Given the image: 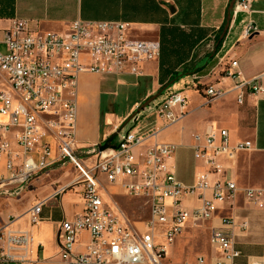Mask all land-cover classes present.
<instances>
[{
  "label": "crops",
  "instance_id": "1",
  "mask_svg": "<svg viewBox=\"0 0 264 264\" xmlns=\"http://www.w3.org/2000/svg\"><path fill=\"white\" fill-rule=\"evenodd\" d=\"M229 2L230 0H0V7L11 13L9 18H0V40L4 31L16 21L26 23L33 30L67 34L71 24L77 20H109L128 23V32L132 38L158 40L163 44L159 57L140 63L138 73H81L75 98L78 105L76 131L79 147L104 142L136 111L132 110L140 106L146 112L140 121L142 117L149 120L141 126L139 121L133 127L134 132L147 139L140 148L141 152L155 142L173 143L176 151L178 148L181 151H175L167 165L174 168L176 177L184 184H192L203 174H206L211 185L217 180H231L236 184V191L232 195L225 191L226 195L221 199L213 198L211 188L203 192L216 205V213L209 220H196L192 216L193 209L202 203L199 194L183 197L182 204L188 217L182 233L166 248L168 252L165 264H200V257L204 259V264H216L223 257V252L211 244V232L213 228L223 226V218L234 221L226 229L233 231L235 247L240 251L238 261L241 264H264V202L256 205L244 194L246 188L264 189V96L257 97L247 92L243 102H239V90L235 88L237 80H249L264 74V0H252L250 12H229L231 16L228 13L227 20L230 16V22L227 23V29L224 25L225 28H222L223 31L214 40L209 51L193 59L200 43L211 36L208 31L215 32L224 23ZM249 23L258 29L248 35L246 26ZM179 35L186 37L182 40ZM179 48L186 50V56L179 53L178 57H172L170 52H181L177 50ZM191 60L195 61L194 69L175 83L174 80L169 81L173 70L163 73L165 66H187ZM233 60L238 62L235 67L231 66ZM227 69L236 72L237 78L227 75ZM194 71L199 75L195 81V73L192 74ZM107 75H115L117 83L126 90L135 89L138 92L133 97L131 94L127 96L129 100L133 98V102L122 115L111 110L103 114L104 85L109 87L112 83L105 81ZM186 75L193 77L192 86L184 88L186 104L183 108L174 107L176 114L181 110L185 113L166 126L155 108L171 91L182 90L184 83L191 81L184 77ZM2 78L6 85L0 91L10 92L8 82L3 76ZM181 78H186L184 83H181ZM211 85L223 89V95L211 99L206 93V88ZM166 89L170 91L167 92ZM156 100L158 102L155 105H150ZM148 101L150 102L146 104ZM7 120L9 119L5 116L1 118L2 122ZM222 129L228 131L229 146L249 141L251 147L237 150L233 157L220 154L217 162L221 168L219 172H212L205 160L195 156V151L197 147L202 148L207 144L209 130L216 133L215 143H221L219 131ZM17 132L12 127L6 132L9 148L14 153L10 156L5 153L0 157V178L3 181L10 177L6 167L10 159L16 169L23 168L24 157L16 154L21 152L16 141ZM50 141L51 157L55 158L58 147L52 138ZM183 149L190 151V163L183 156ZM35 157L38 158L36 153ZM79 178L73 164L57 163L44 174L30 179L28 184L9 183L6 186L9 192H0V227L8 224L9 228L27 231L32 236L28 261L6 264H68L61 255L59 228L63 220H72L82 212L83 185L63 192L58 189ZM126 178L131 179L126 176L114 185L102 177L106 187L103 197L110 202L107 201L108 204L116 203L109 193L112 190L124 191L121 184ZM40 201H43L40 218L33 223L30 209ZM245 222L244 228L242 224ZM161 231L162 228L158 231L160 236ZM88 240V232L80 233L74 247L75 252L83 251ZM163 240L160 237L158 242Z\"/></svg>",
  "mask_w": 264,
  "mask_h": 264
},
{
  "label": "built area",
  "instance_id": "2",
  "mask_svg": "<svg viewBox=\"0 0 264 264\" xmlns=\"http://www.w3.org/2000/svg\"><path fill=\"white\" fill-rule=\"evenodd\" d=\"M251 3L252 0H235L234 14L250 12ZM71 25L67 34H60L33 30L26 23L16 21L0 40L4 45V50H0V74L11 88L10 92L0 91V157L14 153L6 135L10 127L18 130L16 141L21 152L16 154L24 157L20 170L11 159L8 161L10 177L4 181L0 178V192H9L6 189L9 183L28 184L30 179L57 163H71L80 178L58 191L82 184L84 207L74 219L63 220L59 228L60 251L68 264H165L166 248L182 233L188 217L183 197L199 194L202 203L193 209L192 216L196 220H209L216 213V205L203 192L211 188L213 198L221 199L225 191L232 195L236 184L231 180H217L211 185L206 174L198 176L192 184H184L176 177L174 168L167 165L176 151L173 143L155 142L141 152L147 139L133 131L142 116L140 106L128 118L133 126L125 133H120L122 125L104 142L79 147L75 94L80 74L138 73L140 63L159 57L161 45L158 40L132 38L129 24L122 21L77 20ZM257 29L249 23L246 33L249 35ZM237 65V60L231 62V66ZM226 71L227 75L237 78L236 72ZM198 76L195 71L193 80ZM235 88L239 90V102H243L247 92L263 97L264 74L237 80ZM206 93L214 99L223 95V89L211 85ZM185 104L182 90L173 91L155 111L168 126L185 113L181 110L176 114L174 107L183 108ZM3 116L9 120L2 122ZM118 134L119 139L114 142ZM219 136L222 141L216 144V133L209 130L207 144L195 151V156L205 160L212 172H219L221 168L217 162L220 154L233 157L237 150L251 147L249 141L229 146L226 129L220 130ZM51 138L58 147L55 158L51 157ZM126 176L132 181L122 182L123 190L128 196L145 200L150 211L147 219L131 220L117 203L108 204L103 197L106 187L102 177L115 185ZM244 194L256 205L264 202L262 188H246ZM42 204L40 201L30 209L33 223L40 218ZM222 221V227L212 229L210 239L223 252L216 264H241L233 231L226 229L234 221L230 218ZM245 226L246 222L242 224ZM161 228L162 236L158 232ZM85 231L89 240L84 250L76 253L77 239ZM160 237L163 242H158ZM31 242L32 236L27 231H17L8 224L0 227V262L28 261ZM198 261L205 262L202 257Z\"/></svg>",
  "mask_w": 264,
  "mask_h": 264
},
{
  "label": "rangeland",
  "instance_id": "3",
  "mask_svg": "<svg viewBox=\"0 0 264 264\" xmlns=\"http://www.w3.org/2000/svg\"><path fill=\"white\" fill-rule=\"evenodd\" d=\"M231 4H232V1L230 0V2L227 4V7H226V15H225L224 23L222 25H219L217 31H215V32H212L210 30L208 31V34L210 33L211 36L206 37V39L200 43V45L198 46V49H196V52L194 54L193 59L197 58L199 56H203L206 52H208L209 49L213 46L214 40L216 41L219 38L220 33L223 31L222 28L224 27V25L226 26L227 23L230 22V16H231L230 13L231 14L234 13L233 10H234L235 2L232 5V7H231ZM228 13L230 16L227 20ZM1 26L2 25L0 24V27ZM212 29H214V28H212ZM1 35H2V33L0 31V37H1ZM178 37L180 39L184 40L186 36L179 35ZM160 45L162 47L163 44L160 43ZM0 50H2V51L4 50V45L2 43H0ZM177 50H180L181 52H176V51L170 52L173 54L172 57H178L179 53H181L183 56H186V50H184V49L182 50L180 48ZM160 53H161V50H160ZM193 62H195V61L191 60L190 63H187V66L183 65V66H179L177 68H173L171 66H167V67L165 66L163 68V73L166 74L167 70H176V72H178V71L181 72L180 74L176 75L174 78L170 77V79L173 78L174 81L173 80L172 81L175 83L176 81H178V78L182 77L185 73H188L189 71H192L194 69V67H193L194 63ZM199 69H197V70H199ZM193 73H195V71ZM184 77H187V79H190L191 81L189 83H184L185 82L184 80H186V78L185 79L181 78L182 79L181 83H184V87H182V93L186 91L184 88L187 85L192 86V83H193L192 82L193 77L187 76V75ZM117 79L118 78L115 75H107V77H106L105 81L112 82V83L109 84V87L104 85V93L102 95L103 114H104V112L111 110V111L117 112L119 115H122V113L124 111H126V109L130 108L129 106L133 102V100H132L133 98L129 100V98L127 96H129V94H131V97H133V96L138 94V92L135 89L126 90V88L123 85H120L117 83ZM169 81H171V80H169ZM4 82L5 81H3L2 75L0 74V88L5 87L6 84ZM166 91L169 92L170 89H166ZM157 102H158V100H156L155 102H152L150 105H155ZM135 110H137V107L134 108V110H132V112H134ZM145 114H146V112L142 110L141 115L144 116ZM128 117L126 120H124L121 123L120 126L123 125V128L120 131V133H125L127 130H129L132 127L133 124L131 122L127 121ZM148 121H149L148 119H146L145 117H142V120L139 122L140 123L139 126H141L142 124L148 123ZM102 122H104L103 119H102ZM120 126H118V128ZM119 136H120V134H118L116 136V139L114 140V142L118 141ZM180 151H181V148H178L176 152H180ZM183 156H185L187 162L190 163V157H192V156H190V151L189 150L186 151L185 149H183ZM126 181H132V179L126 178ZM109 195H111V197L114 199V201L119 204V206L122 208V210L128 215L129 219H131V220H143V219L148 218L149 207L143 199L128 196L127 194L124 193V191L120 192L119 190H112V193L110 192ZM108 203H110V202L108 201ZM0 264H6V263L0 262Z\"/></svg>",
  "mask_w": 264,
  "mask_h": 264
},
{
  "label": "trees",
  "instance_id": "4",
  "mask_svg": "<svg viewBox=\"0 0 264 264\" xmlns=\"http://www.w3.org/2000/svg\"><path fill=\"white\" fill-rule=\"evenodd\" d=\"M10 15H11V13H9V12L7 13L6 11H4L3 7H0V18H2V17H8L9 18V17H11ZM180 73L181 72H179V71L175 72V70H173L171 77L174 78L176 75H178ZM173 78L171 79V81L173 80Z\"/></svg>",
  "mask_w": 264,
  "mask_h": 264
},
{
  "label": "water",
  "instance_id": "5",
  "mask_svg": "<svg viewBox=\"0 0 264 264\" xmlns=\"http://www.w3.org/2000/svg\"><path fill=\"white\" fill-rule=\"evenodd\" d=\"M234 2H235V0H232L231 7H232V5L234 4ZM230 9H231V8H230ZM227 27H228V24L226 25V29H227ZM149 102H150V101H148L146 104H148ZM146 104H145V105H146ZM145 105H144V106H145Z\"/></svg>",
  "mask_w": 264,
  "mask_h": 264
}]
</instances>
